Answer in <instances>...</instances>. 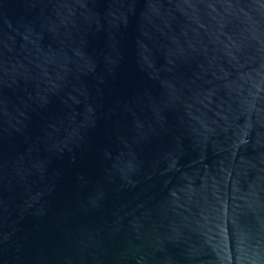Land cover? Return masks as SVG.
Segmentation results:
<instances>
[{
  "label": "water",
  "instance_id": "95a60500",
  "mask_svg": "<svg viewBox=\"0 0 264 264\" xmlns=\"http://www.w3.org/2000/svg\"><path fill=\"white\" fill-rule=\"evenodd\" d=\"M0 264H264V0H0Z\"/></svg>",
  "mask_w": 264,
  "mask_h": 264
}]
</instances>
